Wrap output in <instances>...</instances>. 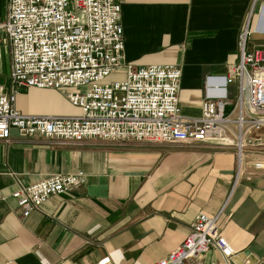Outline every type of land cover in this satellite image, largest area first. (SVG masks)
<instances>
[{"label":"crops","instance_id":"0c3cea01","mask_svg":"<svg viewBox=\"0 0 264 264\" xmlns=\"http://www.w3.org/2000/svg\"><path fill=\"white\" fill-rule=\"evenodd\" d=\"M119 1L126 61L179 64L187 116L200 115L206 77L237 66L240 32L264 20V0ZM6 4L0 0V23ZM249 39L247 49L264 48V32ZM9 73L0 31V93L10 90ZM233 83L232 122L221 138L201 143L64 142L11 129L8 142L0 139V264H149L180 245L200 213L217 216L236 254L247 249L264 264V127L249 129L239 151ZM15 107L26 115L81 113L53 88L20 89ZM52 174H80L81 182L22 218L12 193ZM190 264L235 263L212 247Z\"/></svg>","mask_w":264,"mask_h":264},{"label":"built area","instance_id":"2783aa9c","mask_svg":"<svg viewBox=\"0 0 264 264\" xmlns=\"http://www.w3.org/2000/svg\"><path fill=\"white\" fill-rule=\"evenodd\" d=\"M0 23L10 52V90L0 93V139L10 130L64 142L96 138L116 143L194 144L221 138L232 122L227 86L238 82L235 122L239 151L249 129L264 127V48L247 49L252 32L238 37L239 62L226 76H208L199 116L179 106V64L126 61L119 0H7ZM114 73L121 76L104 81ZM53 88L81 110L78 116L26 115L15 107L20 89ZM260 167V164H257ZM80 174H52L12 193L22 218L50 197L77 188ZM215 248L228 262L236 253L222 236L217 216L200 213L185 239L149 264H190Z\"/></svg>","mask_w":264,"mask_h":264},{"label":"water","instance_id":"95a60500","mask_svg":"<svg viewBox=\"0 0 264 264\" xmlns=\"http://www.w3.org/2000/svg\"><path fill=\"white\" fill-rule=\"evenodd\" d=\"M230 260L235 264H255L257 261L256 257L253 256L251 252L247 249L236 254Z\"/></svg>","mask_w":264,"mask_h":264},{"label":"rangeland","instance_id":"374dc122","mask_svg":"<svg viewBox=\"0 0 264 264\" xmlns=\"http://www.w3.org/2000/svg\"><path fill=\"white\" fill-rule=\"evenodd\" d=\"M250 40V39H249ZM248 40V41H249ZM250 42V41H249ZM248 43V42H247ZM121 76V73H114V74H111L110 76H108L104 81H106V82H111V81H113V80H115L116 78H118V77H120ZM237 85L238 84V82L237 81H234V83L232 84V86H234V85ZM239 94V93H238ZM237 100L236 99H234L233 100V103H235Z\"/></svg>","mask_w":264,"mask_h":264}]
</instances>
